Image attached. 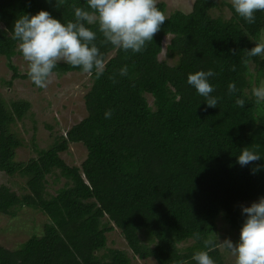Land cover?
Masks as SVG:
<instances>
[{
	"label": "trees",
	"instance_id": "1",
	"mask_svg": "<svg viewBox=\"0 0 264 264\" xmlns=\"http://www.w3.org/2000/svg\"><path fill=\"white\" fill-rule=\"evenodd\" d=\"M228 5L232 8L223 0H195L192 11L167 16L140 53L102 43L98 25H91L105 68L99 78L91 72L88 114L49 147L37 145V155L28 160L17 157L24 140L12 126L30 112L31 103L0 95V171L26 178L23 192L0 185V213L15 216L28 208L47 218L43 231L17 248L0 244V264H133L129 251L108 247L116 229L132 253L158 264H194L191 257L201 250L226 264L216 221L241 228L240 206L264 196V102L257 104L252 96L264 75V57L247 52L263 42L264 11L249 24L234 9L225 18ZM157 6L166 12V2ZM76 7L86 8V0H61L59 6L56 0H0V55L13 70L9 85L29 79L28 70L23 73L14 63L22 57L9 33L17 16L43 9L67 21ZM169 34L174 64L160 59ZM125 66L127 75L120 76ZM210 68L216 72L213 95L221 98L216 108L207 107L187 84L189 73ZM74 72L83 71L61 62L52 74ZM231 82L238 91L228 95ZM237 98L245 99V107L236 105ZM71 144L88 149L81 165H69L62 156ZM244 147L262 159L240 166L237 156ZM55 170L67 181L51 193L47 177ZM209 238L213 246L205 249Z\"/></svg>",
	"mask_w": 264,
	"mask_h": 264
},
{
	"label": "clouds",
	"instance_id": "2",
	"mask_svg": "<svg viewBox=\"0 0 264 264\" xmlns=\"http://www.w3.org/2000/svg\"><path fill=\"white\" fill-rule=\"evenodd\" d=\"M51 3V0H47ZM57 6L61 0H56ZM86 8H74V19H58L48 10H39L35 14L18 15L9 31L11 39L17 42V50L27 62V75L39 88H46L58 63H66L85 73L95 72L97 78L103 75L104 56L98 47L97 32L90 27L98 25L103 36L102 43L110 44L125 52L140 53L154 35L161 29L167 16L157 6V0H86ZM235 13L247 23L256 22V12L264 11V0H231ZM248 55H264V42H255L247 50ZM127 67L119 70L120 76L127 75ZM216 76L213 69L189 73L187 84L203 97L209 108H216L219 97L213 95L215 87L211 79ZM115 82V81H114ZM238 91L236 84H228L227 94ZM252 96L256 103L264 102V84L253 87ZM236 105L245 107V99L237 98ZM112 109L105 112L110 119ZM261 156L249 147L241 149L237 156L240 166H248L260 161ZM258 169H253V172ZM244 221L240 228L238 241L226 238L221 244L235 257V264H264V196L250 206H242ZM199 239V233L195 234ZM205 249L213 246L212 239L204 241ZM191 260L194 264H216L207 250L195 252ZM177 264H185L183 260Z\"/></svg>",
	"mask_w": 264,
	"mask_h": 264
},
{
	"label": "rangeland",
	"instance_id": "3",
	"mask_svg": "<svg viewBox=\"0 0 264 264\" xmlns=\"http://www.w3.org/2000/svg\"><path fill=\"white\" fill-rule=\"evenodd\" d=\"M160 1L167 4L166 16L177 10L188 13L192 11L195 3V0H157V3ZM223 1L231 3V0ZM216 12L220 14L218 9ZM233 15V8L229 5L225 6L224 17L230 18ZM172 37L171 34L165 36L163 50L160 54V59L166 60L170 64H174L176 59L169 55L168 46ZM262 40L264 42V31ZM14 63L19 66L23 73L28 70L27 62L24 61L23 57H15ZM252 72L256 74L254 66H252ZM12 75L13 70L9 67L5 56L0 55V95L7 100H27L31 103L30 112L12 126L24 140L23 146L17 150V157L19 160H28L37 155L35 150L37 145L40 148L49 147L57 136L64 134L74 123L87 116L85 95L93 85V77L91 73L85 72H74L64 76L52 74L48 86L39 88L30 79H14L13 84L9 85L7 81L12 79ZM261 84H264V75L260 79L259 86ZM148 100L153 105L154 98L151 95H148ZM49 125L52 126V129L48 127ZM34 126L37 128L35 129ZM62 156L69 165H81L88 157V149L82 144H71L68 151L63 152ZM55 171L56 173L47 177V186L51 193H56L59 188L65 186L67 181L60 174V170ZM25 182L26 178L20 175L11 177L0 171V185L6 184L18 192H23ZM250 205L251 203L242 204L240 206L241 211L242 206ZM46 220L45 215L28 208L19 210L15 216L0 213V244L7 248H17L19 244L34 234H40L44 229ZM243 221L244 215H242L241 226ZM239 235L240 228H233L224 219L216 221V236L219 239L220 248L226 256V264H235V257L224 248L221 242L228 237L234 242L238 241ZM108 237V247L129 251L133 264H158L154 258H140L132 253L119 229L111 232ZM187 245H190V242L184 243V246Z\"/></svg>",
	"mask_w": 264,
	"mask_h": 264
}]
</instances>
